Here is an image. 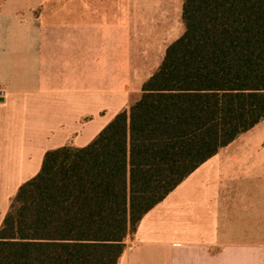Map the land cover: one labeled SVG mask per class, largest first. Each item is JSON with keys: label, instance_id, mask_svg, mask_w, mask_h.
<instances>
[{"label": "crops", "instance_id": "crops-1", "mask_svg": "<svg viewBox=\"0 0 264 264\" xmlns=\"http://www.w3.org/2000/svg\"><path fill=\"white\" fill-rule=\"evenodd\" d=\"M141 9L135 0L1 2L0 226L48 150L86 146L140 98L157 70L139 64L135 46L157 39ZM119 264H264V119L145 214Z\"/></svg>", "mask_w": 264, "mask_h": 264}, {"label": "trees", "instance_id": "trees-1", "mask_svg": "<svg viewBox=\"0 0 264 264\" xmlns=\"http://www.w3.org/2000/svg\"><path fill=\"white\" fill-rule=\"evenodd\" d=\"M140 98L45 153L0 226V264H119L142 218L264 119V0H184Z\"/></svg>", "mask_w": 264, "mask_h": 264}, {"label": "rangeland", "instance_id": "rangeland-1", "mask_svg": "<svg viewBox=\"0 0 264 264\" xmlns=\"http://www.w3.org/2000/svg\"><path fill=\"white\" fill-rule=\"evenodd\" d=\"M2 1L0 0V4ZM183 3L184 0H135V4L141 5L142 15L148 14L155 20L154 15L157 14L156 20L153 22L151 19L152 23L150 24L151 27L157 28L154 29L157 31L156 43L135 46L141 49L140 65L147 64L152 69L157 66L158 69L167 47L183 34L185 28L182 19ZM163 34L165 36L161 39ZM132 47L134 46L131 45ZM133 54H138V52L135 50Z\"/></svg>", "mask_w": 264, "mask_h": 264}, {"label": "water", "instance_id": "water-1", "mask_svg": "<svg viewBox=\"0 0 264 264\" xmlns=\"http://www.w3.org/2000/svg\"><path fill=\"white\" fill-rule=\"evenodd\" d=\"M2 94V92L0 93V95Z\"/></svg>", "mask_w": 264, "mask_h": 264}]
</instances>
